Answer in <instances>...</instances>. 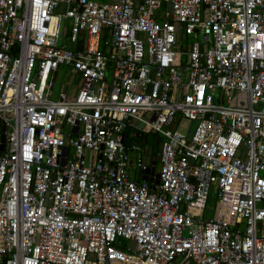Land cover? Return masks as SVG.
<instances>
[{
	"label": "built area",
	"instance_id": "1",
	"mask_svg": "<svg viewBox=\"0 0 264 264\" xmlns=\"http://www.w3.org/2000/svg\"><path fill=\"white\" fill-rule=\"evenodd\" d=\"M0 264H264V0H0Z\"/></svg>",
	"mask_w": 264,
	"mask_h": 264
},
{
	"label": "rangeland",
	"instance_id": "2",
	"mask_svg": "<svg viewBox=\"0 0 264 264\" xmlns=\"http://www.w3.org/2000/svg\"><path fill=\"white\" fill-rule=\"evenodd\" d=\"M96 1H104V0H96ZM66 30V28H65ZM191 39L189 37H181V41L182 42H189ZM60 44V42H59ZM66 46H69L68 44H65ZM70 82H73L75 83L76 81V76H72V79L70 77L69 79ZM62 83V78L59 76L58 78H55V82H54V86L52 88V94L50 95V99H55L56 98V95H57V92L60 90V84ZM75 91H76V88H72L70 93L67 94V96L69 98H73L74 94H75ZM193 126H194V122L191 121H187L185 119H181L179 121V129L180 131H184L186 128L191 131L193 129ZM144 134V133H143ZM149 143L151 141V133L149 134ZM149 143L147 144L149 146ZM157 148H153V150L151 151V157H156V150ZM214 203H215V192L214 191H210L209 192V195H208V198L206 200V204H205V214H207L208 216H210L213 212V207H214Z\"/></svg>",
	"mask_w": 264,
	"mask_h": 264
},
{
	"label": "trees",
	"instance_id": "3",
	"mask_svg": "<svg viewBox=\"0 0 264 264\" xmlns=\"http://www.w3.org/2000/svg\"><path fill=\"white\" fill-rule=\"evenodd\" d=\"M135 139H136L137 142L144 141L145 142L144 144H148L149 143V135H148V133H144L141 136L136 137ZM155 139H157L156 143H155ZM154 147L158 149V137L155 134L151 133V141L149 143V151H150V153H151V151L153 150Z\"/></svg>",
	"mask_w": 264,
	"mask_h": 264
},
{
	"label": "crops",
	"instance_id": "4",
	"mask_svg": "<svg viewBox=\"0 0 264 264\" xmlns=\"http://www.w3.org/2000/svg\"><path fill=\"white\" fill-rule=\"evenodd\" d=\"M72 76H73V74H71V75L68 77V79L66 80V82H68V83H72V84H73L72 88H74V87H75L74 84L76 83V81H75V83L69 81L70 77H71V79H72ZM74 76H75V75H74ZM76 80H77V79H76ZM150 156H151V153H150V151H149V146L146 145V146H145V151H144V153H143V158H144L145 160H148Z\"/></svg>",
	"mask_w": 264,
	"mask_h": 264
},
{
	"label": "water",
	"instance_id": "5",
	"mask_svg": "<svg viewBox=\"0 0 264 264\" xmlns=\"http://www.w3.org/2000/svg\"><path fill=\"white\" fill-rule=\"evenodd\" d=\"M63 24H66V19L63 20ZM138 128H140V124L138 125ZM157 139H155V143H156ZM188 160L191 161L192 159L190 157H188Z\"/></svg>",
	"mask_w": 264,
	"mask_h": 264
}]
</instances>
